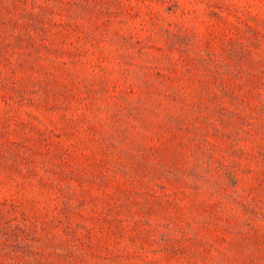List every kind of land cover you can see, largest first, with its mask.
Masks as SVG:
<instances>
[{"label":"rangeland","instance_id":"374dc122","mask_svg":"<svg viewBox=\"0 0 264 264\" xmlns=\"http://www.w3.org/2000/svg\"><path fill=\"white\" fill-rule=\"evenodd\" d=\"M0 264H264V0H0Z\"/></svg>","mask_w":264,"mask_h":264}]
</instances>
